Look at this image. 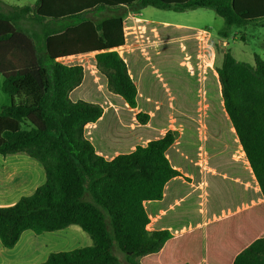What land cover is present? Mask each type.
Masks as SVG:
<instances>
[{
  "label": "trees",
  "instance_id": "1",
  "mask_svg": "<svg viewBox=\"0 0 264 264\" xmlns=\"http://www.w3.org/2000/svg\"><path fill=\"white\" fill-rule=\"evenodd\" d=\"M234 0H135L124 5L99 4L90 10L48 17L34 6L0 2V73L2 90L13 102L0 113V154L26 153L45 171V182L13 206L0 207V240L13 248L26 230L36 234L79 226L91 246L52 252L42 264H144L173 238L168 230L149 231L144 202L161 200L164 188L180 176L167 157L179 138L168 130L161 138L107 160L85 135L104 109L98 103L72 101L70 93L84 79V68L63 60L95 54L97 69L109 90L137 108V87L118 49L126 43L124 19L148 8L186 12L213 10L224 19L219 35L233 26L258 25ZM101 10L112 14L100 21L86 17ZM237 61L223 53L217 69L224 109L264 195V58ZM17 99V100H16ZM149 115L136 119L146 124ZM123 257V260L121 257ZM230 264H264V238L255 240Z\"/></svg>",
  "mask_w": 264,
  "mask_h": 264
},
{
  "label": "crops",
  "instance_id": "2",
  "mask_svg": "<svg viewBox=\"0 0 264 264\" xmlns=\"http://www.w3.org/2000/svg\"><path fill=\"white\" fill-rule=\"evenodd\" d=\"M132 1L135 0H91V8L99 4L124 5ZM166 1L176 3L188 0ZM238 1H233L234 9L245 18L247 7L264 8V0H244L241 10H237ZM0 2L9 5L1 0ZM44 3L45 0H42L39 14ZM66 11L57 17L67 16ZM212 11L199 8L178 12L199 16L197 20L180 22L169 17L170 12L174 11L148 8L131 12L124 19L126 43L117 51L125 60L138 90L135 109L119 95L114 94L115 98L107 96L98 82L100 78L97 73L87 70L92 64L86 67L78 63L84 57L93 56L96 64L94 53L66 59V63L81 64L84 68L83 82L70 93L71 100L98 103L104 109L97 122L86 126L85 135L96 152L105 159L112 160L120 154L130 153L138 145L145 146L149 141L163 137L168 130L179 132V138L168 149L167 157L181 175L169 180L161 200L144 202L149 217L147 229L168 230L173 238L156 256L143 258L144 264H230L255 240L264 238V195L231 121L229 120V133L233 146L226 145L224 150L214 153L215 155L200 146L196 157L179 147L184 138L185 127L176 126L170 115L165 119L160 116L162 111L170 114L169 109L162 110L166 105L162 97L171 96L173 99L171 93L174 88V79L162 74L160 70L165 61V58H160L165 53L163 45H175L172 42L177 39L180 45L193 47L207 43L216 35L219 38L217 41L225 45V39L233 34L238 35L236 29L241 26H233L227 38L220 37L219 31L223 29L224 19L221 16L222 20L219 19L217 13L218 16L214 17ZM49 16L56 17L52 14ZM261 23L258 25H262ZM130 28L134 30L137 39L135 45H128L126 31ZM240 38L245 41L244 35ZM165 54L166 59L174 58L175 55L168 50ZM3 80L0 73V113L13 102L2 90ZM187 80L190 83L191 76ZM103 82L107 86V81ZM155 95L157 100L153 101ZM146 104L153 106L146 108ZM139 112L149 115L146 124L136 119ZM226 118L229 119L228 115ZM22 154L26 153L6 156L0 154V207L13 206L21 197L34 193L46 180L43 166L27 154L42 167L25 159ZM79 228L71 225L63 230L42 234L26 230L11 249L4 247L0 240V264H42L50 253L59 252L55 248L64 240L63 233L66 231L84 236L86 246H91L92 240L80 233Z\"/></svg>",
  "mask_w": 264,
  "mask_h": 264
},
{
  "label": "rangeland",
  "instance_id": "3",
  "mask_svg": "<svg viewBox=\"0 0 264 264\" xmlns=\"http://www.w3.org/2000/svg\"><path fill=\"white\" fill-rule=\"evenodd\" d=\"M6 4L12 6H34L36 0H1ZM181 3V2H176ZM244 0L237 2V10H241ZM91 9V0L84 1H64V0H45L44 7L40 11L41 15L52 14L56 16L63 12L66 15L79 13ZM246 18H264V8H249L247 7ZM39 13V12H38ZM212 15L217 17L216 12L212 11ZM112 14L111 11L101 10L86 15V17L93 21H100ZM170 18L175 21L186 22L190 20H197L198 15L189 13L170 12ZM219 19L222 20L220 16ZM126 19V18H125ZM133 21V19H131ZM212 23V21H211ZM222 27L225 23L222 22ZM262 24V23H261ZM215 25V24H214ZM213 25V26H214ZM264 22L262 25H248L236 29L238 35L234 34L225 39V45L219 43L217 35L215 38H210L207 43L201 45H180L179 40L172 42L175 45H163L164 52L168 50L174 53V58L168 57L166 54L160 58H165L164 64L161 65L160 70L162 74L174 79V88L172 91L173 99L169 96L162 97L166 102L165 108L170 110V114L166 111L160 112V116L165 119L170 115L176 126L185 127V134L183 141L180 144V149L188 151L194 156L199 155L200 146H203L211 155L224 150L226 145L233 146V139L230 135L229 126L230 121L225 114L223 99L221 96V85L217 74V69L221 66L223 60V53L231 51L237 61L249 63L254 65V55L259 54L264 58ZM132 28L127 29L128 45L137 44V39ZM245 36L243 41L240 36ZM220 36V35H219ZM222 37V36H220ZM218 40V41H217ZM190 49H189V48ZM192 47V48H191ZM188 49V50H187ZM187 51V52H186ZM78 63L84 64L87 70L95 71L100 78L99 84L102 85L109 98H115L108 85L105 86L103 80L106 77L97 69L94 64L93 56H87L79 60ZM191 76L189 83L187 78ZM2 93V92H1ZM4 95V94H3ZM164 96V95H162ZM7 97V96H6ZM17 100V99H16ZM156 95L153 101H156ZM146 108H152V104H146ZM192 146V147H191ZM215 155V154H214ZM27 160L35 162L42 167L37 161L29 158L26 154H22ZM80 233L89 237L81 228ZM64 240L55 248V251H70L77 248L85 247L86 240L84 236L80 237L66 231L63 233ZM123 260V257L120 256Z\"/></svg>",
  "mask_w": 264,
  "mask_h": 264
},
{
  "label": "built area",
  "instance_id": "4",
  "mask_svg": "<svg viewBox=\"0 0 264 264\" xmlns=\"http://www.w3.org/2000/svg\"><path fill=\"white\" fill-rule=\"evenodd\" d=\"M70 58V57H69ZM67 59V58H66ZM66 59H64L63 61L66 63L67 61H66ZM68 64V63H67ZM79 65H81V64H79Z\"/></svg>",
  "mask_w": 264,
  "mask_h": 264
}]
</instances>
